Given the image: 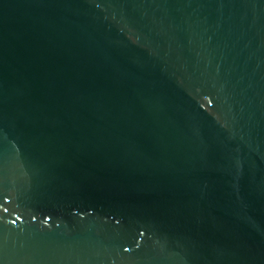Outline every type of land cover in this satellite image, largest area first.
Masks as SVG:
<instances>
[{
  "label": "water",
  "instance_id": "obj_1",
  "mask_svg": "<svg viewBox=\"0 0 264 264\" xmlns=\"http://www.w3.org/2000/svg\"><path fill=\"white\" fill-rule=\"evenodd\" d=\"M0 264H264V0H0Z\"/></svg>",
  "mask_w": 264,
  "mask_h": 264
}]
</instances>
